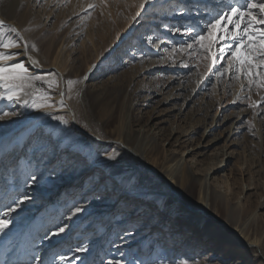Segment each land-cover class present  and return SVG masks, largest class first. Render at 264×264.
<instances>
[{
  "label": "rangeland",
  "instance_id": "obj_1",
  "mask_svg": "<svg viewBox=\"0 0 264 264\" xmlns=\"http://www.w3.org/2000/svg\"><path fill=\"white\" fill-rule=\"evenodd\" d=\"M123 2L16 0L15 11L10 7L12 0H0V19L20 33L19 38L14 33L6 35L37 51V69L32 71L20 57L23 47L7 50L19 53L16 59L31 75L42 78L31 82L33 87L23 98L30 104L32 99L39 102V90L47 92L52 104L51 108H34L22 106V101L0 100V115L14 113L0 120V208L15 207L14 201L23 200L11 213L10 227L0 233V262L43 264L47 251L40 245L57 232L66 243L48 252L46 264H108L109 260L121 264H264V207H259L264 204V104L259 103L264 89L254 85L249 89L242 78L208 74L209 61L196 52L172 51L190 41L170 29L202 15L192 9L202 7L206 0H150L143 10L138 4L135 19L128 20L116 44L110 45L107 37L100 39L95 23L104 18L113 25V14L126 20L122 13L129 9L125 5L124 10ZM22 15L27 16L24 27L17 22ZM123 35L127 38L117 44ZM151 50L156 54L151 55ZM180 77L185 78L188 92L175 90ZM51 80L57 83L49 89L46 81ZM68 80L79 83L70 89ZM61 91L83 131L72 124L70 110L59 104ZM254 102L257 106L249 107ZM57 116L67 123L54 119ZM231 123L242 127L233 137L234 147L223 138ZM118 131L130 132L134 147L145 154L156 146L163 163L168 155L176 160L183 156L176 175L186 163L196 168L190 169L196 180L208 172L213 149L226 145L224 152L233 151L234 158L223 172H212L209 183L216 185L223 174L228 177L227 202L238 214L234 224L249 238L259 239L261 248L255 253L234 241L224 243L222 236H211V231L203 236L195 229L203 223L186 226L189 221L174 214L159 217V199L167 192L149 186L132 167L125 169L131 172L128 175L119 170L107 172L104 166L114 161L99 162L114 155V146L104 145L110 148L103 149L108 156L102 157V146L85 133L93 132L108 142L111 132ZM214 137L220 139L218 145L201 150ZM198 152L206 154L193 155ZM154 157L149 156L148 164ZM194 196L195 191L189 194ZM76 208L81 211L73 215ZM99 217L106 222H99ZM149 225L156 226L152 234L145 229ZM59 227L65 231L58 233ZM77 247L85 251L77 252ZM62 255L67 257L63 262Z\"/></svg>",
  "mask_w": 264,
  "mask_h": 264
},
{
  "label": "bare ground",
  "instance_id": "obj_2",
  "mask_svg": "<svg viewBox=\"0 0 264 264\" xmlns=\"http://www.w3.org/2000/svg\"><path fill=\"white\" fill-rule=\"evenodd\" d=\"M122 7L125 9V5L128 7L127 13H122V16H125L124 21H120L118 17H115L113 14V19L115 21V24L111 25L108 24V22L104 18H100L98 22L95 23V25L98 26L97 30L101 33V38H108V41L110 45L113 43L116 44V39L119 35H122L125 28L128 26V20L131 19L134 15V12L138 10V4L139 0H123ZM16 0H12L11 4V10H15L16 6ZM103 9V8H102ZM16 11V10H15ZM105 9L102 10L103 13ZM13 15V14H12ZM26 15H22L17 19L18 25L24 27V24L26 23ZM167 17H164L162 20H167ZM14 18L12 19V21ZM122 20V19H121ZM12 25V24H11ZM13 26V25H12ZM15 27V26H14ZM129 34V32H128ZM112 38H114L113 41ZM127 38V35H123L117 42V44L120 42L122 43ZM111 42V43H110ZM26 45V44H25ZM28 48V47H27ZM151 55H155V51L151 50ZM96 56L99 57V54H96ZM20 57L23 58L24 62L30 66V70H36L37 65L33 64L32 61H38L37 59V51L31 47L30 49H27V53L25 54V51L23 54L20 55ZM31 58V59H30ZM40 61V60H39ZM180 72V71H179ZM181 81H178L177 88L175 90H181L184 92H188L186 85L184 84L185 78L180 77ZM183 83V84H182ZM181 87V89H178ZM179 94H173L171 97L178 96ZM96 101L98 99H95ZM165 103V102H164ZM77 109L76 105H73ZM80 107V106H79ZM65 110H70L71 114L69 115V119L71 120L74 127L82 130L78 124L77 118H76V112L73 111L70 107H62ZM264 112V109H262ZM88 115V114H87ZM80 117V116H79ZM103 119V118H102ZM102 121V120H101ZM107 122V121H106ZM234 124L231 123L227 129H225V135L224 140L225 142L229 143L232 147L236 146L233 143V137L237 136L241 130L242 127H234ZM237 125V124H236ZM83 131V130H82ZM195 132V131H194ZM90 139H95V141L98 143L99 146H102V152L100 155L102 157H107L105 155V151L103 149L109 150V146H114L113 149L115 150L113 159H102L99 163H105L108 161H114L111 164L107 163L104 168L108 170L107 172H113L118 171L120 174L128 175L131 172H127L125 169L132 167L133 170H136V173L147 182L149 186L156 185L162 187L168 194V196H165L162 199H159V202L161 204L162 215H168V214H174L183 219L185 222L189 221L186 226L197 223L198 225L204 224L205 226L197 227L195 229H198L203 236H207L206 234L208 231H211L213 233L222 236L224 239H222V242L230 244L228 240L234 241L237 245H239L240 248H244L247 250H250L252 252L257 251L261 248V245L259 242V239L257 238H249L248 234H246L243 229H238L237 226L234 224V216H238L236 214V208L234 206H230L227 202V195L230 191V183L228 180V177L226 175H222L219 180H216V185H211L210 179L212 178V172H223V170L226 168L228 161L234 158L233 151L227 153L224 152V148L226 145L213 149L214 157L212 159V162L209 164L208 172L200 180H196L192 177V173L190 172V169H196L193 166H188V164L185 163V166H183L182 171L176 175V171L178 169V165L181 162L180 160H176L173 158L172 155H168L166 161H164V157L158 156L159 150L156 146L152 147V149L146 154L144 152L139 151L134 147V139L129 135L127 131H118L116 133L111 132V135L109 136L110 141L106 142L103 140L98 134H94L93 132L87 133L85 132ZM99 133V132H98ZM141 133V131H140ZM144 133V131H143ZM138 136V135H137ZM136 137V136H135ZM106 138V137H105ZM235 138V137H234ZM79 140L81 143L82 140ZM232 140V141H231ZM220 142L219 138H211L209 141L205 143V145L202 147L201 150H207L209 148H213ZM101 143V144H100ZM111 143V144H109ZM82 144V143H81ZM103 148L104 145H108ZM113 144V145H112ZM137 146V145H136ZM139 146V144H138ZM148 147V146H147ZM221 153H220V152ZM185 152L183 153V155ZM192 153H190L191 155ZM205 152H198L195 155L204 156ZM155 156L154 159H152L153 163L150 165L148 164L147 159L149 156ZM190 155H187L190 156ZM147 157V158H146ZM118 159H121L117 161ZM150 161V159H149ZM163 165H157L158 162H160ZM158 168V169H157ZM113 170V171H112ZM121 170L123 172H121ZM125 170V171H124ZM211 172V174H210ZM118 173V174H119ZM113 175V174H112ZM195 191V196L193 199L189 197V194L191 192ZM142 195V194H141ZM148 197V196H146ZM141 198V197H138ZM144 198V197H142ZM149 203V202H148ZM146 205L142 207L140 212L145 211ZM259 207H264V204H260ZM238 208V207H237ZM37 210L40 209L37 207ZM39 213V212H38ZM37 213V214H38ZM11 214V218H12ZM225 215V218L223 216ZM105 220V221H104ZM99 222H106V218L99 217ZM108 222V221H107ZM155 224V222H151ZM106 225V224H105ZM185 226V227H186ZM244 226V225H243ZM10 225L8 226V228ZM76 227V223L73 226ZM92 229L95 228V225L91 227ZM156 228V226L154 227ZM154 228L147 226L145 229H151V234L154 232ZM80 229V228H78ZM85 228H83L84 230ZM194 229V228H192ZM198 231V232H199ZM3 234L4 232H0ZM148 233V230L145 232ZM0 234V236H1ZM210 234V233H208ZM63 235H56L53 236L51 233V236L48 239H44L40 246L44 247L46 249L45 254V260L43 261V264H46L49 261L48 252L51 250H55L59 246L64 245L66 242L62 238ZM213 237H211L212 239ZM215 238V237H214ZM213 238V239H214ZM178 242V241H176ZM175 242V243H176ZM178 246V245H177ZM1 248V246H0ZM40 258V257H39ZM215 258H220L218 255ZM223 259V258H222ZM0 264H3L0 262Z\"/></svg>",
  "mask_w": 264,
  "mask_h": 264
},
{
  "label": "snow or ice",
  "instance_id": "obj_3",
  "mask_svg": "<svg viewBox=\"0 0 264 264\" xmlns=\"http://www.w3.org/2000/svg\"><path fill=\"white\" fill-rule=\"evenodd\" d=\"M148 3L150 0H139V8L143 10ZM89 7H93V5ZM192 10L202 13V15L186 26L170 29L173 33L188 37L190 42H181L178 48L174 47L172 51L174 53L186 52L189 55L196 52L198 56L203 55L209 61L206 66L208 74H214L220 79L225 76H228L229 79L242 78L247 80L249 89L253 85L264 89V27H261L264 26V0H206L202 7H194ZM181 11L184 9L182 8ZM136 15L139 16L140 12L138 11ZM6 33H14L17 38L20 36L15 27L6 26L5 21L0 19V49H2L0 50V100L22 101V106L25 107L51 108L52 104L48 103L47 92L38 90L39 102L32 99L30 104L28 99L23 98L28 96L27 89L33 87L31 82L39 81L42 78L31 75L24 63L16 59L19 53L7 51L23 47L26 54L27 45H22L18 39L7 36ZM9 61L11 63H8ZM32 63L36 64L37 62L32 61ZM46 83L51 89L57 82L51 80ZM77 83L79 81H67L70 89ZM243 89L244 85L242 84L241 90L243 91ZM64 95V92L61 91L59 104L62 107L66 106ZM259 103L264 104V97H261ZM256 106V102L249 104L251 108ZM9 115H14V113L5 112L0 115V120ZM54 119L60 120L61 123H67L63 117L57 116ZM113 158L109 157V159ZM36 180L37 177L33 175L32 182ZM14 203L15 207L5 205L0 208V232L8 228L12 222L11 213L15 212L23 200L14 201ZM80 211V208H76L73 215ZM64 231L65 227L58 228V233ZM52 235H57V232ZM75 251L81 252L85 249L77 247ZM66 259L67 257L60 256L62 262ZM108 264H121V262L109 260Z\"/></svg>",
  "mask_w": 264,
  "mask_h": 264
}]
</instances>
